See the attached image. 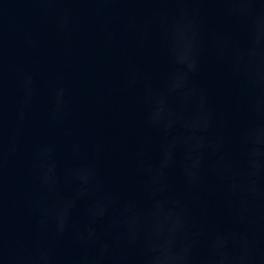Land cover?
Masks as SVG:
<instances>
[{
  "label": "water",
  "instance_id": "water-1",
  "mask_svg": "<svg viewBox=\"0 0 264 264\" xmlns=\"http://www.w3.org/2000/svg\"><path fill=\"white\" fill-rule=\"evenodd\" d=\"M0 264H264V0H0Z\"/></svg>",
  "mask_w": 264,
  "mask_h": 264
}]
</instances>
